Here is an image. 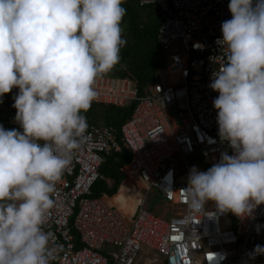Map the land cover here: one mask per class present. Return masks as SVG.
I'll use <instances>...</instances> for the list:
<instances>
[{
    "label": "clouds",
    "instance_id": "9594fccd",
    "mask_svg": "<svg viewBox=\"0 0 264 264\" xmlns=\"http://www.w3.org/2000/svg\"><path fill=\"white\" fill-rule=\"evenodd\" d=\"M123 3L0 0V97L19 90L12 107L20 125H0V264H52L56 258L43 226L56 183L87 139L85 113L97 98L96 82L120 62L127 44ZM228 9L231 19L221 23L216 40L221 54L210 57L219 67L209 87L218 93L212 102L218 135L233 154L222 152L206 171L189 170L182 191L193 215L210 202L237 217L264 204V0H230ZM107 76L131 77L127 71ZM113 196L95 198L119 208ZM262 254L264 246L256 245L252 258Z\"/></svg>",
    "mask_w": 264,
    "mask_h": 264
},
{
    "label": "built area",
    "instance_id": "2783aa9c",
    "mask_svg": "<svg viewBox=\"0 0 264 264\" xmlns=\"http://www.w3.org/2000/svg\"><path fill=\"white\" fill-rule=\"evenodd\" d=\"M229 3H146L162 12L157 39L165 50L166 68L142 94L130 76L97 80L94 102H134L135 108L120 128L88 123L86 141L56 183L54 206L43 226L56 248L52 264H264V254L252 258L254 247L264 246V204L237 217L218 212L210 202L204 213L193 215L182 191L198 159L202 164L197 168L206 171L222 152L233 154L218 135L212 103L218 93L209 87L219 67L210 57L221 54L216 40L222 37L221 23L231 19ZM15 115L13 108L0 105L4 128L20 127ZM121 142L131 151L121 170L144 188L135 192L138 202L132 213L91 197L95 183L104 178L100 167L106 155L121 151ZM128 183L135 186L134 180ZM154 189L167 204L163 213L146 207ZM224 216L232 218L233 229L221 230Z\"/></svg>",
    "mask_w": 264,
    "mask_h": 264
},
{
    "label": "trees",
    "instance_id": "16d2710c",
    "mask_svg": "<svg viewBox=\"0 0 264 264\" xmlns=\"http://www.w3.org/2000/svg\"><path fill=\"white\" fill-rule=\"evenodd\" d=\"M122 6L127 10L122 21V24H127V32L124 37L127 44L121 49L120 62L106 76H123L127 71L126 68H129L128 72L134 74L129 72L142 94L148 85L160 80V72L166 68L165 50L157 39V30L162 20V14L157 5L142 6L141 0H124ZM129 60H131V67H128L127 64ZM134 108V102L131 105L120 107L93 101L85 115L88 123L120 128L123 122L131 116ZM5 129L11 130L12 128ZM118 136L121 138L120 140H123L121 133ZM121 143V151L110 152L106 155V159L100 167L104 178L99 179L94 185L92 197L115 195L118 186L126 179L121 167L130 160L131 151L123 142ZM124 185L125 183L121 189ZM116 195L109 200L114 199Z\"/></svg>",
    "mask_w": 264,
    "mask_h": 264
},
{
    "label": "rangeland",
    "instance_id": "374dc122",
    "mask_svg": "<svg viewBox=\"0 0 264 264\" xmlns=\"http://www.w3.org/2000/svg\"><path fill=\"white\" fill-rule=\"evenodd\" d=\"M122 28H123L122 36L124 38L125 33L127 32V24H122ZM129 67H131V64ZM126 70L128 72L129 68H126ZM130 73L132 75H134L132 72H130ZM18 91L19 90L17 88H13L10 93H7L3 97H0V105L4 104L6 106L13 108L12 107V105L14 103L13 97L18 93ZM172 117H177V112H173ZM16 130L21 131V132L23 131L22 129H16ZM201 164H202L201 160L198 159V164H196V165L190 164V165L191 166H201ZM182 168L185 169L184 163H182ZM131 180H134L135 186H131L129 188V186L131 184L128 182ZM125 181H127V183H125V185L123 186L121 191L110 202L118 205L119 209L121 211H125V212L129 211V213H132L133 209L135 207V204L138 202V198H137V195L135 194V192L137 191V189H139L140 191H144L143 190L144 188H143L142 183L135 178L134 179L128 178V179H125ZM110 183H112V181H110ZM128 188L129 189L133 188V192H130L128 190ZM135 188H136V190H134ZM147 196H148L147 204H146L147 209H150L152 211H154V209H157V210H159L160 213H163L164 212V206L166 205V203L163 200L161 202V195L159 194V192L156 189H154L151 193H148ZM233 227H234V225H233V220L231 217L224 216V217L220 218V228L222 231L233 229Z\"/></svg>",
    "mask_w": 264,
    "mask_h": 264
},
{
    "label": "water",
    "instance_id": "95a60500",
    "mask_svg": "<svg viewBox=\"0 0 264 264\" xmlns=\"http://www.w3.org/2000/svg\"><path fill=\"white\" fill-rule=\"evenodd\" d=\"M127 64H128V67H129V66H130V64H131V60H129Z\"/></svg>",
    "mask_w": 264,
    "mask_h": 264
}]
</instances>
